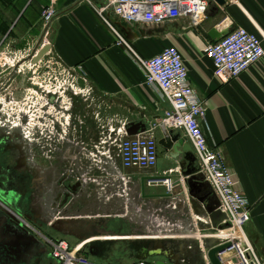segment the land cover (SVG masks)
I'll return each mask as SVG.
<instances>
[{"label": "crops", "instance_id": "obj_1", "mask_svg": "<svg viewBox=\"0 0 264 264\" xmlns=\"http://www.w3.org/2000/svg\"><path fill=\"white\" fill-rule=\"evenodd\" d=\"M51 1L55 17L47 27L50 50L32 64L28 58L40 51L46 31L41 15ZM18 5L11 14L2 13L4 22H14L12 40L3 30L0 36L9 35V49L17 54L13 60L4 56L10 64L2 61L6 67H18L9 123L27 143L37 171L30 198L32 225L68 241L88 264L153 263L140 250L144 245L132 241L200 240L199 232L193 238L181 235L194 222L193 210L201 209L198 199L219 202L205 180L193 195L186 184L175 186L179 170L165 154L158 152L151 170L122 166L119 143L129 138L127 129L143 124L145 132L135 137L160 141L163 131L157 125L169 107L145 85L129 51L118 46V34L143 58L170 46L180 52L188 83L205 111L202 131L248 202L250 221L243 231L264 264V57L237 78L222 82L203 54L205 45L213 43L208 37L212 29L230 33L243 28L264 45V0H228L223 7L208 0L206 19L198 26L183 16L160 26L127 24L108 10L104 17L115 32L80 0H20ZM25 70L27 78L22 77ZM173 133L190 145L183 132ZM143 177H160L144 183V195ZM163 177L172 180L170 192L160 184ZM78 182L75 199L53 215L54 187ZM168 249L178 255L174 244Z\"/></svg>", "mask_w": 264, "mask_h": 264}, {"label": "built area", "instance_id": "obj_2", "mask_svg": "<svg viewBox=\"0 0 264 264\" xmlns=\"http://www.w3.org/2000/svg\"><path fill=\"white\" fill-rule=\"evenodd\" d=\"M112 27L104 17L111 10L122 22L127 24L146 23L160 26L175 22L180 17L189 19L198 26L206 19L208 0H80ZM103 3L97 7L95 2ZM53 1L44 9L41 18L46 29L42 36L40 49L47 45V27L55 17ZM113 30V29H112ZM113 32H115L113 30ZM118 46H124L143 73L145 85L156 92L169 109L158 123L163 132L181 131L185 134L196 157L200 173L216 193L220 211L226 216L230 228L221 240L230 242L232 247L219 255L220 264H261L253 253L244 234L243 227L250 221L249 205L235 189L232 172L226 167L220 152L210 147L201 128L205 111L188 83L187 69L176 47L162 49L158 54L143 58L135 53L118 35ZM37 53V52H36ZM203 54L213 66L214 76L222 82L237 78L248 68L264 57V45L257 34L237 28L216 43L206 44ZM34 57V55L32 56ZM119 155L125 169L151 170L156 167L158 150L156 139L140 136L123 139L119 143ZM167 192L172 190V180L165 178L160 182ZM24 229L34 235L47 249L51 259L57 264H88L76 254L65 239L45 237L33 225L22 221ZM230 252L228 257L222 255ZM134 264H153L138 261Z\"/></svg>", "mask_w": 264, "mask_h": 264}, {"label": "water", "instance_id": "obj_3", "mask_svg": "<svg viewBox=\"0 0 264 264\" xmlns=\"http://www.w3.org/2000/svg\"><path fill=\"white\" fill-rule=\"evenodd\" d=\"M213 2L219 7L228 4V0H213ZM227 34V31L218 32L212 29L208 33V37L213 43H216ZM49 50L50 46L46 45L34 57L31 56L28 59L32 64L37 63ZM144 132L145 126L137 124L128 128L126 134L131 138ZM156 143L157 150H159L158 147L162 149V151H158L159 155L165 154L168 159L174 162L179 170L180 178L175 186L184 183L188 188V192L193 195L194 192L199 190L200 186L204 187L207 184L200 173L193 149L186 143L185 138L179 134H174L173 130H168L163 132L162 139ZM159 179L160 177H143L141 180L142 194L144 195V183L146 181L150 182ZM164 179L165 177L161 178V180ZM78 185L79 182L76 185H68L65 188L54 187V193L57 191V199H54L53 202V215L61 213L60 210L67 204H70L71 200L75 199ZM61 195L64 196L62 201L60 200ZM165 196L169 197L170 195ZM198 201L201 209L200 207H196L193 210L194 222L181 235L193 238L195 237V233L199 232L200 240L176 239V241H170L167 239H148L132 242L144 245L141 249L140 247L137 249L142 250L144 253L147 252L148 256L146 255V257L153 259V264H186L187 261L190 264H220L219 255L232 247L230 242L221 240L222 232L230 228V225L226 221V216L220 211V204L217 200L216 202L207 204H204L203 199H198ZM17 225V228L8 232L9 234L7 235L11 241H14L15 247L18 250L20 257L18 264H29V260L32 259H34L36 264H42L47 253L43 244L34 235L25 230L21 223ZM171 244L176 246V253L178 252L176 257L167 251ZM91 246L92 244L89 245V247Z\"/></svg>", "mask_w": 264, "mask_h": 264}, {"label": "flooded vegetation", "instance_id": "obj_4", "mask_svg": "<svg viewBox=\"0 0 264 264\" xmlns=\"http://www.w3.org/2000/svg\"><path fill=\"white\" fill-rule=\"evenodd\" d=\"M4 69L12 70L14 74L18 67L15 69L0 64L1 76L6 72ZM15 75L11 82H8L10 80L8 79L7 84H12V91L15 89L18 92V79H15ZM7 84H5V79H0L2 93L11 90ZM9 98L6 97V99ZM2 114V110H0V264H18L20 259L18 250L14 241H11L7 234L15 230L17 224L22 221L31 225L33 223L30 198L36 190L34 180L37 171L32 161H29L27 143L22 140L18 131L12 129L11 123H9L11 120L7 122L2 120L4 119ZM74 124L77 125L75 121ZM43 235L51 237L48 233H43ZM45 250L47 249L45 248ZM45 256L42 264H57L48 253ZM29 264L36 263L32 259L29 260Z\"/></svg>", "mask_w": 264, "mask_h": 264}, {"label": "rangeland", "instance_id": "obj_5", "mask_svg": "<svg viewBox=\"0 0 264 264\" xmlns=\"http://www.w3.org/2000/svg\"><path fill=\"white\" fill-rule=\"evenodd\" d=\"M19 1L20 0H0V9L2 8L0 11V30L5 31L6 33H8L11 36V37H9V35H7V36L4 35L5 37L0 36V64H2L3 59L5 60V63L10 64V62L7 61L6 58L12 57L11 59L13 60L15 58V56L17 55L16 53L10 51V49H9L10 44L7 41L8 37L10 38V40H12V35H13L12 24L14 22H12V24H11L9 21H7V19L4 22L3 21L4 14H2V13L4 11L6 13L11 14L12 10L15 7L20 8V5H18ZM21 1H23V0H21ZM2 5H3V7H2ZM4 56H6V58H4ZM4 70L6 72L4 71L5 73L2 76L0 75V79H5V84H7L8 79H10L8 82H11V79H14L13 78L14 74H13L12 70H8V71L6 69H4ZM0 72H1V70H0ZM29 74H30L29 71L25 70L22 73V77L27 78V77H29ZM17 82L19 83V81H17ZM7 85H9V84H7ZM9 86L11 88L10 91H8L6 93H2V91H0V110H2V113H3L2 114L3 115L2 118H4L3 120L6 122L11 120L10 118H11V114H12V101H13L12 100V84ZM6 97L7 98L10 97V98L6 99Z\"/></svg>", "mask_w": 264, "mask_h": 264}, {"label": "bare ground", "instance_id": "obj_6", "mask_svg": "<svg viewBox=\"0 0 264 264\" xmlns=\"http://www.w3.org/2000/svg\"><path fill=\"white\" fill-rule=\"evenodd\" d=\"M229 254H230V252H227V253L223 254L222 256L223 257H228Z\"/></svg>", "mask_w": 264, "mask_h": 264}]
</instances>
